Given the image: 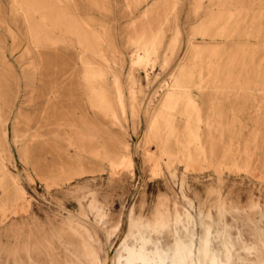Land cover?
<instances>
[{"label": "rangeland", "instance_id": "obj_1", "mask_svg": "<svg viewBox=\"0 0 264 264\" xmlns=\"http://www.w3.org/2000/svg\"><path fill=\"white\" fill-rule=\"evenodd\" d=\"M0 264H264V0H0Z\"/></svg>", "mask_w": 264, "mask_h": 264}, {"label": "bare ground", "instance_id": "obj_2", "mask_svg": "<svg viewBox=\"0 0 264 264\" xmlns=\"http://www.w3.org/2000/svg\"><path fill=\"white\" fill-rule=\"evenodd\" d=\"M146 1V0H145ZM179 5V4H178ZM169 11V10H168ZM170 21V20H169ZM163 28V27H162ZM152 39V38H151ZM142 44V43H141ZM174 44V43H172ZM214 47V46H213ZM145 48V47H144ZM172 49V48H171ZM139 52V51H138ZM167 95V94H166ZM169 96H173V94L169 95ZM174 97V96H173ZM178 97V96H177ZM179 99V98H178ZM173 105V104H172ZM134 107V106H133ZM163 149V148H162ZM159 162V161H158ZM154 171V170H153Z\"/></svg>", "mask_w": 264, "mask_h": 264}]
</instances>
